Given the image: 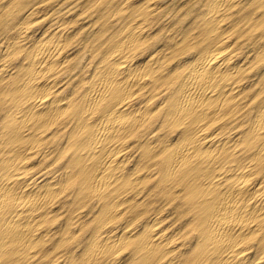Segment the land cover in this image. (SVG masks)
Here are the masks:
<instances>
[{
  "label": "rangeland",
  "instance_id": "obj_1",
  "mask_svg": "<svg viewBox=\"0 0 264 264\" xmlns=\"http://www.w3.org/2000/svg\"><path fill=\"white\" fill-rule=\"evenodd\" d=\"M133 1L0 0V69L10 70V72L13 73L20 70L28 62L36 44L40 43L42 39L51 37L57 29H64L71 34L68 36L66 45L60 53L63 62L60 63L61 65L59 63L54 64L52 70L42 74L41 79L42 81L56 79L55 83L57 86H55L54 90H57L60 96L80 97L89 93L91 83L95 81V76L100 71L99 68L102 66V61L105 55L109 53L111 45L120 42L124 33L132 31L135 27L142 26L141 28L145 33H147L146 38L143 39L141 45L125 54V61L127 64H140V62L142 63L146 61L153 55L160 59L159 62L162 64V69L164 68L161 74L165 73L167 76L173 77V79L176 75H181L182 73L184 74L186 68L196 56L197 50H195V47L197 44H202V33L205 29L207 30L205 20L209 18L207 15V9L209 8L212 0ZM261 1L264 0H235L232 3V8H229L224 13L225 16L222 19L219 16L216 18L218 22L217 27L219 26V28H221L216 30V35L222 37L227 36L229 38V42L231 43V47L226 54L235 55L234 58H232L233 62H241L243 61L242 59L248 61V69L239 77L241 78L240 86L241 89H243L241 90L242 94L239 93L238 99L230 102L229 106L224 105L223 107L225 109L219 111L215 110L213 116L210 114L207 120L209 122L211 120L212 121L208 124L207 130L210 134L213 133L212 136L217 134V137L228 136L229 138L235 139L240 148L243 147L242 140L247 134L249 129L248 126L251 125V121L258 109L264 104V55L261 54L262 52L264 53V33H261V28L256 25V19L258 18L260 9L257 8V6ZM123 7H125L126 10ZM36 11L40 15L37 14ZM29 18L34 20H30ZM135 21L137 25L135 24ZM199 26L203 27L199 28ZM227 29L229 30V33H226V31H228ZM31 36L35 39H32ZM260 39L262 41H260ZM174 48L177 49L175 50ZM257 52L260 53L258 54ZM173 79L171 81H173ZM14 80L15 79L12 76L0 81V142L3 143H0V177L6 175L5 173L7 172L3 169V165L5 164L4 161L8 157H12L11 159H17L16 173L22 174V176H24V181L32 178L35 183H41L42 181L49 182L54 177L53 175H60L59 177L62 182L60 184L59 193H56L52 197L41 199V201L37 198L38 202L40 201L39 205L41 206L40 209L35 212L37 214L34 216L37 218L40 216L36 219L35 224L37 229L40 231L41 237L35 240L34 244L25 247V250L21 253H17L12 256L10 258L11 261H7L6 256L0 255V264H41V261L42 264H66V262L67 264H79L78 261H81V257L83 254L87 253V251L88 253L93 251L91 260L89 262L86 261V263L88 262L87 264H108L109 262V264H126V262L127 264H138V262L143 264L141 261V257L143 256L136 253L134 243L140 238V235L147 236L148 238L152 228L157 229L158 227L159 230L162 229V232L170 237L169 240L171 241L169 245L162 246V248L160 247L156 250L153 255H147L149 264H171L172 261V264H199L197 259L191 257V255L193 256L194 254V250L198 246L199 233L195 229V225H192L189 222L191 220V213L189 211H184V209L186 210L188 207V204L185 202L186 200L183 196V186L174 183V181L165 182L163 178H161V169L164 167V156L154 157V155L157 154L159 150L163 149L168 142L169 144L167 146L170 148H174L182 143L183 137L181 138L180 135L183 132V128L173 127L171 122L165 116L167 112L168 98L173 93L171 88L167 86V88H169L167 89L166 86H163L160 83L156 84V82L154 84L153 81L148 79L145 81L146 86L144 85L139 94L134 98V103L139 104L142 100L145 101L148 99L152 94L162 91V94L158 98L156 97L157 99L155 98L154 101H151L153 107L156 106V109L154 113H152V115L150 114L151 116L145 120L143 127L139 129V134L136 136H127L125 139V143H127L125 145L128 146V151L124 153V156H126V162L124 164V168L126 169L124 175H129V180L131 178L130 174L132 173H135V177H138L136 175L138 174L139 178H141L138 179L139 182L135 183V185L128 183L123 189H120L119 191H106L105 195L101 197L99 194L101 192L103 193V191H98L97 193L80 192L79 178H70L71 175L67 168L70 166L71 150L66 147L65 140H67L68 134L73 125L72 123L70 124L69 119L66 118V116L58 118L54 121L52 120L43 128L31 127L30 130L29 127H24L19 129L21 136L24 133L29 132V135H23V142L19 148L20 150H18L19 146H16L17 148L5 146V133L7 126H15L17 124L16 122L20 120L19 115H15L13 110V97L7 90L14 83ZM58 81H60V83ZM51 97L53 98L52 93ZM160 100L162 103L160 102L159 104ZM14 123L15 125H13ZM237 136L239 138H237ZM153 137L157 139H154ZM236 138L238 140L240 139V141H237ZM33 142L34 146L31 144ZM137 143H143V145L141 147H137ZM153 143L155 146H153ZM15 149H17V152L14 151ZM143 149L144 151L149 149L150 153L143 155ZM150 154L151 157L149 156ZM258 164L259 162H253V165H255L254 173L248 178H253L251 180L254 183H257L261 189V194L264 197V158L260 160L261 165L259 166ZM134 167L135 169H133ZM137 167H139V169H137ZM112 187L113 186H111L109 190H111ZM152 194L155 196L152 197ZM140 197L142 198L140 199ZM147 198L149 199L147 200ZM124 199L125 201L123 202ZM47 206H50L49 210ZM142 206L143 208H141ZM98 207H100V209ZM23 208L26 212L32 210L30 206ZM98 209L99 211H97ZM115 209L118 210V212L115 211L116 214L113 212ZM179 209L182 211L181 213ZM61 210L64 214H62ZM173 210L174 212H172ZM60 212L62 215H60ZM137 212L140 213V215ZM164 212L166 213V216ZM141 213H144L143 216ZM159 214L161 215V218ZM156 216L159 217L156 219ZM178 216H180L179 219ZM47 217H49V219ZM136 217H138L139 220ZM192 217H194V215ZM45 219L47 220L45 221ZM148 220L149 222H147ZM185 220L186 223H184ZM134 221L136 223H134ZM145 222H147L148 225H146L147 223ZM181 225L182 227H180ZM175 226L177 228H175ZM131 228L133 230V234L135 233L136 235H134L135 237L131 236L126 239V241L121 238V243L116 242V245L108 244L104 248H96L101 244L99 240L100 235L104 236L105 233L112 230H117L118 232L126 230L124 235H122L124 237L125 234H127V230H131ZM137 228H139L140 231ZM47 230L50 233L47 232ZM101 231H103L102 234ZM95 235L96 237H94ZM262 236L263 232H257L256 235H252L251 237H247L243 240V245L240 246L241 248H245V245L246 248L251 246L249 249L252 251L249 250L247 253L249 255L246 254V257H249L250 263L257 260L261 252H263L262 242L258 243ZM123 242L124 244H122ZM76 245H78L79 248ZM168 246H171V248ZM40 248L44 252H42ZM171 249L174 250L172 254L169 253V250ZM255 253H257L256 256ZM164 254H166V256ZM79 255L80 257H78ZM171 255H173V258L175 257L176 259H172ZM124 256L125 258H123ZM179 257L181 263H179ZM116 258L117 260L121 259L116 261ZM186 258L188 261L185 260Z\"/></svg>",
  "mask_w": 264,
  "mask_h": 264
},
{
  "label": "bare ground",
  "instance_id": "obj_2",
  "mask_svg": "<svg viewBox=\"0 0 264 264\" xmlns=\"http://www.w3.org/2000/svg\"><path fill=\"white\" fill-rule=\"evenodd\" d=\"M234 1L235 0H212L209 8L207 9V15L209 18H205L207 30L205 29L202 33V44H197L195 47V50H197L196 56L186 68L184 74L182 73L181 75H176L174 79L173 77L167 76L165 73L161 74L164 68L162 69V64L159 62L160 59L153 55L146 61L142 63L140 62V64H127L125 61V54L141 45V42L147 35V33H145L141 28L142 26L135 27L132 31L124 33L120 42L111 45L109 53L105 55L104 59L102 58V66L99 68L100 71L95 76V81L91 83L89 93L80 97L60 96L57 90H54L55 86H57L55 83L56 79L50 81H42L41 79L42 74L52 70L54 64H60L63 62L60 53L66 45V40L71 33L69 34L64 29H57L51 37L42 39L40 43L35 45L34 51L30 55L26 65L24 64L25 66L23 68L15 73L10 72V70L0 69V81L12 76L15 79L14 83L7 90L14 100L13 110L15 115L18 114L20 119L16 122V125L15 123L13 124L15 126H7L5 133V146H19L18 150H20L19 148L23 142V135H29V132L25 131L26 133L21 136L19 129L24 127H29L30 130L31 127L43 128L52 120L54 121L58 118L66 116V118L69 119L70 124L72 123L73 125L68 134L67 140H65L66 147L71 150V161L69 164L71 167L69 166L67 168L71 175L70 178H79V190L83 193H97L98 191H103V193L101 192L99 194V196L102 197L105 195L106 191H119L128 183L135 185V183L139 182L138 179L141 178H139L138 174H136L138 177H135V173H132L130 174L131 178L129 180V175H124L126 169L124 168V164L126 162V156H124V153L128 151V146L125 145L127 144L125 143V139L127 136H136L139 134V129L143 127L145 120L149 118L156 109V106L153 107L151 101H154L156 97L158 98L162 94V91L152 94L148 99L145 101L142 100L139 104L134 103V98L139 94L140 90L146 84L145 81L148 79L153 81L154 84L156 82V84L160 83L161 85L166 86V88L168 86L171 88L173 93L168 98L167 112L165 116L171 122L173 127L183 128V132L180 135L181 138H183L182 143L174 148L167 146L169 144L168 142V144L163 149L159 150L154 157L164 156V167L161 169V178H163L165 182L174 181V183L183 186L184 193H182L184 194L183 196L186 200L185 202L188 204V207L186 210L184 209V211H189L191 213V220L189 222L192 225H195V229L199 233L198 246L194 250V254L193 256L191 255V257L197 259L199 264H264V197L262 196L261 189L257 183H254L251 180L253 178H248L254 173L255 165H253V162H259L258 165L260 166V160L264 158V104L258 109L251 121V125L248 126L249 129L242 140L243 144L241 142L243 145L241 148L238 146L235 139L229 138L228 136L217 137V134L212 136L213 133L210 134L207 130L208 124L212 121L211 120L209 122L207 120L210 114L213 116L215 110H223L225 109L223 107L224 105L229 106L230 102L238 99L239 93L243 90L240 86L241 78L239 77L248 69V61L242 59L243 61L241 62H233L232 58H234L235 55L226 54L231 47L229 38L227 36H218L215 33L219 28V26L217 27L218 22L216 18L219 16L222 19L225 16L224 13L229 8H232V3ZM261 2H259L257 6V8L260 9L258 18L256 19V25L261 28V33H264V1ZM123 8L126 10L125 7ZM30 20L34 19L31 18ZM201 27L199 26V28ZM226 33H229V30L226 31ZM260 41L262 40L260 39ZM174 49L176 50L177 48ZM257 53L259 54L260 52ZM261 54L264 55L263 52ZM172 79L173 81H171ZM60 81L58 82L60 83ZM51 93L53 94V98L51 97ZM160 102L161 100L159 101V104ZM237 138L239 137L237 136ZM237 141H240V139H237ZM34 142L31 143L32 146H34ZM0 143L3 144L2 142ZM136 145L137 147H141L143 143H137ZM153 146H155L154 143ZM14 151L17 152V149ZM147 153H150V150L147 149L144 151L143 149V155H147ZM149 156L151 157V154ZM11 158L12 157H8L5 161L3 160L5 162L3 169L7 172L5 173L6 175L0 177V255L6 256L7 261H11L10 258L12 256L17 253H21L25 250V247L34 244V241L41 237L40 231L37 229L35 224L36 219L40 216L38 218L34 216L37 214L35 212L40 209L41 205H39V202L41 199L52 197L56 193L60 192V184L62 182L59 177L60 175H53L54 177L52 179L50 178L51 181L49 182L42 181L43 183H35L32 178L24 181V176L16 173L17 159L14 160ZM139 167H137V169H139ZM133 169H135V167ZM111 186L113 187L109 190ZM153 196L155 195L152 194V197ZM37 198L40 199L39 202ZM141 198L142 197H140V199ZM148 199L149 198H147V200ZM124 201L125 199L123 202ZM27 206H30L32 210L26 212L23 207ZM49 208L50 206L48 207V210ZM98 208L100 209V207ZM141 208H143V206ZM99 209L97 211H99ZM115 211L118 212L116 209L113 212L115 213ZM172 212H174V210ZM181 212L182 211L180 210V213ZM62 214H64L63 211ZM62 214L60 212V215ZM138 214L140 215V213ZM193 215L194 217H192ZM157 217L159 216H156L155 218L157 219ZM179 217L180 216H178V219ZM47 218L49 219V217ZM136 218L138 219V217ZM46 220L47 219H45V221ZM147 222H149V220ZM134 223L136 222L134 221ZM184 223H186V220ZM146 225H148V223ZM131 227L134 228L133 226ZM180 227H182V225ZM132 228L131 230H127V234H125L124 237L122 235H124L126 230L123 232H118L117 230L108 231L104 236L99 234L101 244L96 248L101 249L106 247L108 244L113 245L116 242L119 243L122 239H125L126 241V239L135 235V233L133 234ZM158 228H152L150 231L151 235L149 234L148 238L147 236L140 235V238L134 243L136 253L143 256L141 257L143 264H149L147 255L151 256V254L153 255V253L160 247L162 248V246L170 244V237L162 232V229L159 230ZM175 228L177 227L175 226ZM103 231H101V234ZM47 232L49 231L47 230ZM257 232H263V236L258 242H262L263 252H261L257 260L250 263L249 257H246V254L250 250L249 248L251 246L249 248H246V245L245 248H241L240 246L243 245V240L247 237H251L252 235H256ZM94 237H96V235ZM122 244H124V242ZM169 248H171V246ZM41 251L44 252L42 249ZM173 251L174 250L171 249L169 250V253L172 254ZM92 253L93 251H90L89 253L87 251V253L83 254L81 261H78V263L87 264L93 256ZM256 254L257 253H255V256ZM164 255L166 256V254ZM78 257H80V255ZM123 258H125V256ZM171 258L176 259L175 257L173 258V255H171ZM118 260L116 258V261ZM185 260L188 261L187 258ZM86 261L88 262L86 263ZM179 263H181V260ZM138 264L142 263L138 262Z\"/></svg>",
  "mask_w": 264,
  "mask_h": 264
}]
</instances>
